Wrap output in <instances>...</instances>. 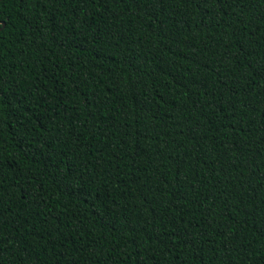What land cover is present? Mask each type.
Returning a JSON list of instances; mask_svg holds the SVG:
<instances>
[{
  "label": "trees",
  "instance_id": "16d2710c",
  "mask_svg": "<svg viewBox=\"0 0 264 264\" xmlns=\"http://www.w3.org/2000/svg\"><path fill=\"white\" fill-rule=\"evenodd\" d=\"M0 9L5 264L264 256V7Z\"/></svg>",
  "mask_w": 264,
  "mask_h": 264
},
{
  "label": "snow or ice",
  "instance_id": "6c2138e0",
  "mask_svg": "<svg viewBox=\"0 0 264 264\" xmlns=\"http://www.w3.org/2000/svg\"><path fill=\"white\" fill-rule=\"evenodd\" d=\"M29 2V0H19V3L21 6L27 4ZM79 3L81 4H89V3H97L98 0H78ZM183 3L185 4H192L196 7H201L202 5H207L210 3V0H182ZM4 3V0H0V5H2ZM215 3L220 5L221 8L223 6V4H229V8L231 9L233 6L235 7H239L241 8V10H244V7L246 4H251L253 6H259V7H264V0H215ZM0 12H2V9H0ZM85 15H87V13H85ZM224 15H227V13H224ZM258 19H264V16L258 17ZM238 22L239 23H244V19L243 17H238ZM229 27H231V25H229ZM8 28V24L4 21V18L2 15H0V38H2V35L4 33V30ZM249 55H251V53H248ZM259 55V54H257ZM261 75L264 76V68H261ZM3 105V101L0 100V107H2ZM250 107V105H249ZM261 131H264V128L261 129ZM79 179V178H78ZM3 200L4 197L2 194H0V217L3 216ZM261 213H264V207H262L260 209ZM39 215V214H37ZM3 221L0 220V223H2ZM180 231L179 229H173V232H178ZM261 231V235H264V225H261L260 228ZM225 242L226 244H235V240L232 237V233L231 231H229L228 235L225 237ZM3 244V241L0 240V245ZM237 250L239 248V245L236 246ZM6 249H4L2 246H0V253H2L3 251H5ZM0 264H5L4 260L2 257H0ZM253 264H264V256H261L260 259L258 261L253 262Z\"/></svg>",
  "mask_w": 264,
  "mask_h": 264
}]
</instances>
